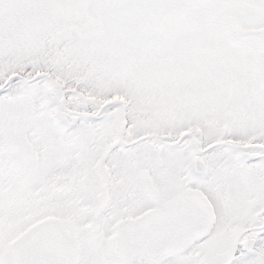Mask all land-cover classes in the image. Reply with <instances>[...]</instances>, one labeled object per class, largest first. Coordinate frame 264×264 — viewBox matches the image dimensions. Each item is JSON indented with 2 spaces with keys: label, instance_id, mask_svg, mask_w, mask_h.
Segmentation results:
<instances>
[{
  "label": "snow or ice",
  "instance_id": "6c2138e0",
  "mask_svg": "<svg viewBox=\"0 0 264 264\" xmlns=\"http://www.w3.org/2000/svg\"><path fill=\"white\" fill-rule=\"evenodd\" d=\"M0 264H264V0H0Z\"/></svg>",
  "mask_w": 264,
  "mask_h": 264
}]
</instances>
